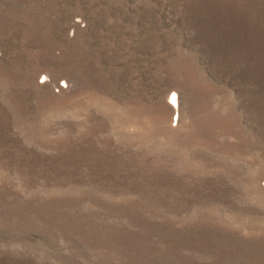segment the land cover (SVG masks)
Instances as JSON below:
<instances>
[{
  "label": "rangeland",
  "instance_id": "rangeland-1",
  "mask_svg": "<svg viewBox=\"0 0 264 264\" xmlns=\"http://www.w3.org/2000/svg\"><path fill=\"white\" fill-rule=\"evenodd\" d=\"M0 264H264V0H0Z\"/></svg>",
  "mask_w": 264,
  "mask_h": 264
},
{
  "label": "bare ground",
  "instance_id": "bare-ground-1",
  "mask_svg": "<svg viewBox=\"0 0 264 264\" xmlns=\"http://www.w3.org/2000/svg\"><path fill=\"white\" fill-rule=\"evenodd\" d=\"M171 99L174 101V108L176 109V111L178 110L179 107V100L177 97V93L176 92H171Z\"/></svg>",
  "mask_w": 264,
  "mask_h": 264
}]
</instances>
